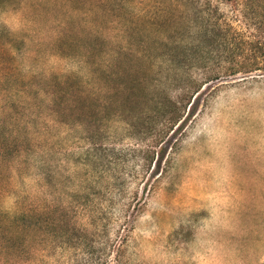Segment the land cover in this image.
<instances>
[{
	"label": "rangeland",
	"instance_id": "obj_1",
	"mask_svg": "<svg viewBox=\"0 0 264 264\" xmlns=\"http://www.w3.org/2000/svg\"><path fill=\"white\" fill-rule=\"evenodd\" d=\"M200 1L202 37L176 0H0V264H264V70L204 87L157 163L175 42L264 52V0Z\"/></svg>",
	"mask_w": 264,
	"mask_h": 264
},
{
	"label": "trees",
	"instance_id": "obj_2",
	"mask_svg": "<svg viewBox=\"0 0 264 264\" xmlns=\"http://www.w3.org/2000/svg\"><path fill=\"white\" fill-rule=\"evenodd\" d=\"M222 1L231 2L232 0ZM176 2L181 6L191 5L195 9H199L202 22L198 25V35L202 37V33L206 32L209 24L203 18L204 13H206L208 9L203 6L199 8V4H201L200 0H176ZM198 20L199 17L197 22ZM240 42V45L237 46V50L244 51L245 46L246 49L254 48L258 51L259 49L263 50L260 43L255 42L253 39L246 38L242 39ZM200 50L201 48L198 49V46H195L192 43L175 42V60L172 59L173 62L175 61V64H172V66L175 67V81L173 84L177 87L176 90H179L178 92L180 94L176 98H171L167 94L164 95L159 92V97L154 100L152 107L150 108L153 115L152 119L158 120V124L161 128V143H159L160 141L158 142L159 146H161V152H159L157 163L160 159H163L169 146V142L175 133L190 117L192 108L204 87L207 88L210 84L223 77H232L241 73L251 74L259 70H264V68H260L261 63L264 67V52L248 58L236 53L234 58L232 57L231 61L228 63L230 65L229 68L221 72H215L208 67L207 57L204 56L205 52H200ZM199 52L201 54H198ZM237 58H242V63L234 62V59ZM69 77L72 78L73 76L70 75ZM154 88H156V85H154ZM119 113L120 112H118V114ZM175 127H177L176 130ZM163 150L165 151L162 154ZM154 161L155 157L152 159V162ZM170 162L168 163V167H170Z\"/></svg>",
	"mask_w": 264,
	"mask_h": 264
}]
</instances>
